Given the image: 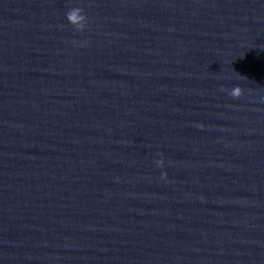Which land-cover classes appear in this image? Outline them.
Returning <instances> with one entry per match:
<instances>
[{
  "label": "water",
  "instance_id": "obj_1",
  "mask_svg": "<svg viewBox=\"0 0 264 264\" xmlns=\"http://www.w3.org/2000/svg\"><path fill=\"white\" fill-rule=\"evenodd\" d=\"M236 86L198 0H0V264H264Z\"/></svg>",
  "mask_w": 264,
  "mask_h": 264
},
{
  "label": "clouds",
  "instance_id": "obj_2",
  "mask_svg": "<svg viewBox=\"0 0 264 264\" xmlns=\"http://www.w3.org/2000/svg\"><path fill=\"white\" fill-rule=\"evenodd\" d=\"M66 19L69 21V23L74 27V29L78 32H83L87 26L88 17L86 13L84 12V9L80 7H73L70 8L66 12ZM86 43V42H85ZM242 78H245L241 76ZM246 79V78H245ZM221 91H227L225 88L221 87ZM229 95L233 99H239L243 95V90L241 87L236 86L231 89L229 92ZM156 165L158 167H163L164 161L163 159H159L155 161ZM166 173H162L161 178H166Z\"/></svg>",
  "mask_w": 264,
  "mask_h": 264
}]
</instances>
